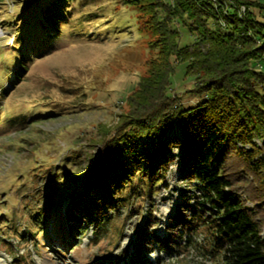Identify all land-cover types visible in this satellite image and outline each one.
Wrapping results in <instances>:
<instances>
[{"label":"trees","instance_id":"obj_1","mask_svg":"<svg viewBox=\"0 0 264 264\" xmlns=\"http://www.w3.org/2000/svg\"><path fill=\"white\" fill-rule=\"evenodd\" d=\"M126 1L151 16L158 54L127 95L128 111L114 126L103 127L102 139L86 154L84 167L74 168L77 155L62 158L42 188L45 206L31 215L23 212L34 225L28 227L29 235L57 233L65 242L71 231L76 233L68 224L80 227L82 222L93 227L95 240L106 239L101 233L115 222L117 206L142 214L147 201L166 186L174 162L171 150L178 149L184 177L197 181L198 193H184L163 238L145 233L159 223L152 207L148 209L149 218L137 231L133 264H152L147 252L155 244L166 252L192 246L213 264H264V218L246 206L228 168L234 154L239 171L256 187L264 186V24L252 11H263L264 0ZM39 11L30 22L35 42L27 46L20 38L16 45L26 50L9 56L16 61L17 80L27 73L28 63L63 33L56 12L45 18L44 9ZM182 29L192 37L189 44H181ZM179 64L193 81L185 94L199 98L189 107L172 87ZM174 122L181 125V138L169 136ZM255 138L263 141L262 147L253 143ZM24 174L28 177L24 184L32 187L31 172ZM20 184L15 200L22 191ZM64 196L72 199L78 216L72 209L62 214ZM51 222L55 228L49 227Z\"/></svg>","mask_w":264,"mask_h":264},{"label":"rangeland","instance_id":"obj_2","mask_svg":"<svg viewBox=\"0 0 264 264\" xmlns=\"http://www.w3.org/2000/svg\"><path fill=\"white\" fill-rule=\"evenodd\" d=\"M41 8L45 18L56 12L63 33L45 53L28 63L27 73L17 80L16 61L9 56L26 50L16 45L20 38L27 46L35 42L30 22ZM48 8L53 10L46 11ZM252 11L264 24V10ZM0 32V264H133L134 242L138 229L149 218L148 209L152 207V216L159 223L145 233L155 232L163 238L168 218L183 201L184 193H198L197 181L190 183L184 177L178 149L171 150L174 162L167 172L166 186L147 201L142 214L117 206L115 222L101 233L106 239L95 240L93 227L79 219L74 221L81 222V228L68 224L76 233L71 231L65 242L57 233L32 236L28 227L34 226L33 222L26 220L24 213L31 215L45 206L42 188L62 158L77 155L74 168L84 167L86 154L102 139L103 127L114 126L119 115L128 111L124 103L127 95L158 54L151 16L143 15L126 0H0ZM181 32L182 45L192 42L187 32ZM192 85L185 66L177 65L172 87L186 107L199 101L185 94ZM169 136L181 138L180 123H173ZM253 143L262 147L263 141L255 138ZM233 155L228 170L234 187L240 189L246 206L264 218V201H255L264 199V186L256 187L249 175L239 171ZM25 171L32 175L29 190L24 184L28 180ZM13 178L18 182L9 192ZM19 182L22 191L16 200L20 205L14 198ZM60 202L62 214L72 209L78 216L70 197H62ZM108 214L114 216L112 211ZM49 227L55 228L54 222ZM152 248L147 252L152 264H213L192 246L168 252L156 244Z\"/></svg>","mask_w":264,"mask_h":264},{"label":"bare ground","instance_id":"obj_3","mask_svg":"<svg viewBox=\"0 0 264 264\" xmlns=\"http://www.w3.org/2000/svg\"><path fill=\"white\" fill-rule=\"evenodd\" d=\"M0 34H1V32H0Z\"/></svg>","mask_w":264,"mask_h":264}]
</instances>
